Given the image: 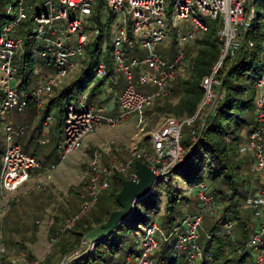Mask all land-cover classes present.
<instances>
[{
    "label": "built area",
    "instance_id": "obj_1",
    "mask_svg": "<svg viewBox=\"0 0 264 264\" xmlns=\"http://www.w3.org/2000/svg\"><path fill=\"white\" fill-rule=\"evenodd\" d=\"M256 1L102 0V15L105 10L114 15L109 33L112 73L108 72L105 59L100 56V49L84 91L76 103L69 102L66 105L58 140L60 161L71 151L80 148L85 137L100 124L114 128L131 118L140 129L145 124L146 110L166 96L172 81L186 68L188 58L183 50L184 43L206 31L208 21H216L215 37L219 44V54L208 74L201 78L203 95L192 116L176 117L167 114L160 117L143 136L147 145L133 144L128 157L103 161V155L112 154L115 149L113 139L106 140L91 152L82 174L84 184L79 207L58 225L55 234L49 237L50 244L56 242L59 235L82 216L91 213L99 192L111 186L113 173H119L124 179H136L134 160L145 163L153 171L155 178L152 185L157 181L166 183L170 180L173 176L171 169L185 155V146L181 143L182 127L187 126L189 129V143L200 135L206 117L215 112L222 96L220 75L222 77L243 44H252V41L246 42L245 36L254 21L255 10L260 11L259 7H255ZM96 3L97 0H12L4 7L8 20L0 25V135L4 140L0 155V224L12 200L9 193L24 185L34 173H38L42 179L29 186L27 191L44 189L45 182L58 167V161L48 166L41 165L33 155L23 152L15 138L24 132L25 126L2 121V115L10 110L22 112L27 101L32 102L36 113L39 112L43 100L81 69L86 57L85 46L98 32L92 20L96 13ZM74 12H77V16ZM262 16L261 67L253 84L252 120L255 125L247 133L241 134L237 147L239 153L250 156L249 170L255 176L254 184L244 197V206L250 208L252 213L245 227V241L242 242L244 250L254 252V264L264 261V256L257 252L258 249L264 250V12ZM178 19L189 21L190 28L177 32L174 21ZM20 24L23 25L22 29L13 35L9 33ZM171 30L176 31L175 49L169 56H162L155 50V46L166 39ZM27 31L30 34L29 42L25 44L26 38L22 36ZM142 50L144 54L140 56ZM25 52L38 59L33 68L35 80L32 85L18 87L21 80L17 75L15 58ZM117 75L124 78L125 84L116 96V113H107L104 102L91 103L86 107V92L92 87L91 79L98 78L107 83L105 90L110 94ZM50 116L48 113L44 117L41 128L47 126ZM38 142H45L42 131ZM194 185L197 190L193 210L181 217L177 227L166 233L153 219L143 229L135 264H164L165 258L157 260L154 254L160 243L167 241L171 235L175 238L174 251L182 260L179 264H198L206 259L205 256L211 258V254H205L198 244L199 230L203 216L212 215L221 204L206 191L204 181ZM231 225V220L225 219L219 226L218 234H229ZM94 243L81 237L77 245L61 254L55 264H74L78 257L91 250ZM28 253L23 251L18 256L6 257V264H39L41 260L38 257L27 260ZM4 254L5 246L0 231V259ZM128 257L125 256L126 261H129ZM117 258L115 253L106 264H122Z\"/></svg>",
    "mask_w": 264,
    "mask_h": 264
},
{
    "label": "trees",
    "instance_id": "obj_2",
    "mask_svg": "<svg viewBox=\"0 0 264 264\" xmlns=\"http://www.w3.org/2000/svg\"><path fill=\"white\" fill-rule=\"evenodd\" d=\"M262 1L264 0H258L255 2L256 8L259 7ZM103 9L104 6L102 0H97L95 5L96 13L92 16V20L97 25L98 32L85 46L86 57L82 61L83 65L80 69V72L74 79L61 85L54 96L47 98L42 115L39 119L40 121L38 122V125L32 129L28 138L26 137V144L29 143V141L33 138L34 132H36L37 135L39 134L44 117L49 113L51 106H55L57 109V125L61 127L62 117L66 109V105L69 103L67 101L71 98L77 101L80 94L84 91L87 82H89L91 78V67L100 53L101 44L105 39L109 38L110 24L114 17L110 11L105 10L107 12V18L104 22H102L100 19ZM261 16L262 13L258 10H255L254 21L251 24L249 32L245 36L246 42L252 41V44L250 46L247 45V43L243 44V46L247 45V49L242 51L243 46L239 49V51H242L241 57L237 58L238 51L230 66L227 68V70H224L222 77L219 73L221 78L220 90L222 91V96L217 102L215 112L206 117L204 121V129L200 135L196 136L192 143H189L187 139L188 142L183 144L185 146L184 158L180 163L171 169L173 174L180 173L184 179L188 180L189 183H192L195 178L199 179V173L203 171L202 167L201 169H198V175L191 174V169H196L197 167V163H195V161L205 159L208 163L210 179H218L222 183H226L229 187H231V192L228 196V203L222 208L219 217L210 226L208 236L205 238V242L202 247L205 253H210L212 256H214V258L222 254L224 246L226 247L230 244V241L228 240V234H218L220 223L228 218H231V220H239L237 211L238 203L236 202L235 198L237 196H245V192L240 193L238 191L237 185L235 184V181L232 177V173L240 170L239 156L242 155L239 153L237 148L241 135L235 133V129L241 124L246 123L245 118L241 116V114L245 109H251L252 107L254 97L253 84L260 72L261 67ZM7 20L8 17L5 14L0 15V25L6 23ZM206 23L207 30L199 33L192 40L193 46L191 48V52H185L188 58V64L183 72H181L184 73V75L180 76L181 73L178 74L172 81L173 84L171 83L170 87L168 88L169 95L171 97L175 96V99H165L161 103L155 105V110L157 112L171 114L176 117H190L194 114L196 106L203 95V89L200 86L201 78L208 74L211 65L215 62L219 54V44L215 37L216 21H208ZM29 35L30 34L27 31L25 44L29 42ZM170 35L172 37V44H174L176 31L171 30ZM104 59L109 68L108 72L112 73L109 45L107 46ZM226 61L227 60L224 62ZM15 63L17 65V75L21 80L18 84V87H27L28 85H32L35 80L33 68L34 65L38 63V59L30 53L25 52L16 56ZM241 79H246L248 81L249 87L252 85L253 88L252 95L246 100H240L239 98L247 86V84L237 83V81H240ZM101 83L102 81H99L97 84L92 86L88 97L90 103L99 92ZM1 97L2 92L0 90V99ZM27 107H33L32 102L27 101L25 108ZM236 109L239 112L236 111ZM230 123H234L233 129L230 127ZM13 124L20 125V123ZM254 125L255 124L253 120H251L249 126L250 130L254 127ZM24 135L25 130L22 134H20V136L17 137V142L19 144V141L21 140L20 138H22ZM20 147L22 149L21 144ZM1 152L2 151H0V155ZM28 153L34 155L32 152ZM191 161H193V163L192 165H189L188 163ZM124 178L125 177L119 173H113L112 184L114 188L112 187L113 189L110 191L108 196L112 198L114 207L106 210L105 217L103 219L100 217H94L92 210L89 215L82 216L71 228L64 231V233L68 232L67 236L61 238L62 234H60L57 241L51 244L55 245V243L61 239L60 245L57 248L58 254L61 255L64 252L72 249L75 245H77L84 231L104 221L110 211L118 208V205L115 201V194L119 190L121 179ZM159 183L160 181L155 182L145 196L135 201L129 214L123 220L131 218L132 224H136L137 226V223L139 222L137 213L140 209H144L151 215H155L159 203V192L157 190ZM166 183H169V181ZM74 187L69 186L68 190H73ZM212 193H214L215 197L219 199H222L224 196L220 189L212 188L209 191V194L212 196ZM237 193L238 195L235 196ZM176 199V193H171L168 196L166 201L167 211L172 209V204ZM216 201H218V199H216ZM153 219L154 218L150 216V218L145 221V226L139 231L137 236H135L134 240H132L134 245H138L137 250L130 245L125 247L124 236H122L121 239L117 240L116 242H113L109 239L111 233L115 232L119 228L120 224L123 222L122 220L104 238L99 241H95L91 250L78 257L74 264H100V262L106 264L110 258H112L113 255L119 251L122 256L117 258L118 261L122 264L128 263L129 261H126L125 256H129L128 259H130V256L133 253L135 255L139 254L140 238L143 234V229ZM171 219V215L167 213L164 216V224H160L166 233L171 231L172 228L178 226V223L170 225L169 223ZM90 220H92V223ZM240 223L244 229L246 227L245 222L241 220ZM133 228L135 227L133 226ZM55 232L56 230L52 229L50 231V236L54 235ZM174 239V235H171L167 241L160 243L159 249L154 254L157 260L165 258L164 264L181 263V258L177 255L173 248ZM245 255H247V251L243 250L241 255L238 257L236 264H243L242 262ZM33 257L34 256L32 254H27V260ZM45 257H47V255ZM42 261H40L39 264H42ZM200 264H206L205 260H202Z\"/></svg>",
    "mask_w": 264,
    "mask_h": 264
},
{
    "label": "rangeland",
    "instance_id": "obj_3",
    "mask_svg": "<svg viewBox=\"0 0 264 264\" xmlns=\"http://www.w3.org/2000/svg\"><path fill=\"white\" fill-rule=\"evenodd\" d=\"M12 0H0V15L5 14L4 7L10 3ZM256 7V6H255ZM259 10L263 13L264 12V1L260 3ZM75 16H77V12L73 13ZM263 16L260 17V19ZM107 18V12L104 11L101 21L104 22ZM116 20V19H115ZM175 30L177 32H184L185 30L189 29L191 24L189 21H185L183 19H178L174 21ZM23 25L20 24L16 27H13L9 33L15 34L17 30L22 29ZM23 39L26 38V34H23ZM109 38L105 39L103 43L101 44V53L100 56L104 57L107 51V46L109 45ZM192 39H188L184 43L183 50L187 53L191 52L192 48ZM175 49L174 44H172V37L169 34L166 39L158 43V45L155 46V50L161 54L162 56H169L173 50ZM247 49V45H244L242 47V51ZM241 50L237 54V58L241 57ZM144 51H140L139 55L143 56ZM83 65V64H82ZM80 72V70L71 76L70 80L74 79L76 75ZM184 75V73H181L180 76ZM69 80V81H70ZM99 82L98 78L91 79V86L97 84ZM238 84L243 83L247 84L246 89L243 93L240 95V100H246L248 99L253 92L252 85H248V81L246 79H241L240 81H237ZM125 84L124 78L121 75H117V81L115 84H112V93L107 94L106 92V86L107 83H101L99 92L96 94V96L91 101L92 104H100L105 102L106 109H111L114 105V97L117 96V94L122 90L123 86ZM173 84V83H172ZM87 86V85H86ZM85 86V87H86ZM90 86V85H89ZM60 87L55 88L52 94L50 96H54L56 92L58 91ZM92 88V87H91ZM91 88H88L87 90V100L85 103V106H89L90 101L88 100L89 93ZM255 91V89H254ZM107 96H110V99H106ZM47 97V98H48ZM79 99V98H78ZM77 99V100H78ZM167 99L174 100L175 96H170L169 92H167L166 96L163 98L155 101L150 108L146 110V120L145 124L138 129V127L135 126L134 120L130 119L127 122L123 123L120 126L109 128L108 126L104 124H100L99 127H97L93 133L94 136H97L100 138L95 144H89L84 151L85 154V162L80 163V169L81 172L85 170L87 167V162L89 160L91 152L96 149L101 143L105 142L108 139H113L115 142V149L120 148L116 151L115 157L121 158L122 156H125L129 152V146L135 144L136 146L141 145H147L146 141H144L143 136L146 135L147 131L151 129L156 122L159 120L160 117L167 115V113H160L155 110V105L161 103L162 101ZM47 99H44L39 112H35V109L33 107H27L24 108L23 112L16 113L14 110H10L5 112L4 115H2L1 120L12 122V123H20L25 126V135L20 138L19 141L22 145V151L23 152H32L35 157L37 158L38 162L41 165L48 166L50 163H56L58 161V167L52 172L50 175V178L45 182L44 189H34L29 192V194L24 196H19L18 198V204H24V198L27 196H30L32 194H46L50 197L49 201L52 200V205L56 206L54 209H60L66 208V213L64 214L67 216L68 214L72 213L73 211H76L78 208V204H80L82 198L79 196V189L80 186L83 185V180H81V183H77V186L74 187L73 190H68L69 184H71L72 181H75L77 179V161L81 158V151L82 147L71 151L68 153L63 160H59L58 156V132L60 130V126L57 125V109L55 106H51L49 110L50 119L48 121L47 126L40 129L42 131V138L45 139V143L41 144L37 141L39 138V134L37 135L36 132H34L33 138L29 141V143L26 144L25 141H27L26 137L28 138L29 134L31 133L32 129L35 128V126L38 125V122L40 121V117L42 115L43 108L45 106ZM67 102L76 103V100L69 99ZM90 103V104H91ZM76 109H78L77 106H75ZM32 109V110H31ZM201 112V110H199ZM236 111H238L236 109ZM239 112V111H238ZM171 115V114H170ZM199 116V114H198ZM241 116H243L246 120V123L241 124L238 128L235 129V133L242 134L247 133L248 130H250V122L253 119V111L252 107L251 109H245ZM234 123H230V127L233 129ZM188 127L184 126L181 129V143L185 144L187 143L189 131ZM117 133V134H116ZM90 134V135H91ZM15 141L17 142V137L15 138ZM19 144V145H20ZM26 144V146H25ZM4 147V140L3 137L0 135V151L3 150ZM114 150L112 154H114ZM237 157V156H236ZM239 164H240V170L236 171L235 173H232L233 180L235 181V184L237 185L238 191L240 193L245 192V195L247 194L248 190L251 188V186L254 184V178L255 176L250 172L249 170V164H250V156L248 154H242L239 156ZM193 161L188 163L189 165H192ZM197 163L196 169H191V174L198 175V169H201L203 167V171L199 173V179L195 178L192 183H189L188 180L184 179L182 174L180 173H174L173 176L170 178L169 183H163L160 182L157 186V190L159 192L158 199V207L155 215H151L149 212L145 211L144 209H140L137 213V217L139 218V222L133 225L132 219L127 218L123 220V222L120 224L119 228L111 233L109 239L113 242H116L117 240L121 239L122 236L125 237L124 243L125 247H128V245L134 247L136 250L138 249V245H134L132 240H134L135 236L139 233V231L145 226V221L150 218H154L157 223L164 224V216L168 213L171 215L172 219L170 220V225L176 224L180 221L181 217L186 214L190 213L193 210V206L195 204V192L197 190V187L194 185L198 181H204L207 188L206 191L209 192L212 188L220 189L222 193L224 194L222 199H219L215 197V194L212 193L213 198L216 200L218 199V202L221 204V208L215 210L212 215L205 214L202 218L201 223V229L199 230V238H198V244L203 247V244L205 242V238L208 235V231L210 226L216 221V219L219 217V214L222 210V208L228 203V196L231 192V187H229L226 183H222L220 180L215 179L211 180L209 176V169H208V163L205 159H200L195 161ZM42 177L38 178L37 180H32V183L27 186H31L32 184L38 182L41 180ZM53 186H55L57 189H55ZM113 184L106 190H102L98 194L96 205L93 209V216L94 217H100L103 219L105 217L106 210L109 208H113V202L112 198L108 196L110 191L114 188ZM26 188V189H27ZM58 192V193H56ZM171 193L177 194V199L172 204V209L167 211L166 209V201L168 196ZM238 193L235 195L237 196ZM217 196V195H216ZM48 197V198H49ZM62 197L64 201H59L58 198ZM245 197V196H244ZM244 197L237 196L236 202L238 203L237 211L239 220L232 219L231 220V229L229 235V241L230 244L228 246H224L222 250V254L218 255L216 258L211 255V258L209 259L208 256H205L206 264H236L238 257L241 255L244 248L242 247V242L245 241V238L243 237L244 234L246 236L247 229L243 228L241 226L240 221H244L245 224H248L251 220V209L246 208L244 206ZM47 197H43V199H46ZM73 199L72 203L69 204V206H66V200ZM17 201V200H16ZM58 213V212H57ZM64 216V217H65ZM231 219V218H230ZM133 226L135 228H133ZM55 228V227H54ZM0 231H1V239L5 246V254L11 253L13 257L20 255L21 248L16 245L15 238L19 236L20 231L15 227L14 229L12 227H7L4 225H0ZM19 231V232H18ZM61 238L68 235V232L61 233ZM28 239V238H27ZM264 239V237H263ZM29 240V239H28ZM60 240L55 243V245H51L50 242H44L38 241L35 244H32L29 248H35L38 249L36 246L39 243L40 249L38 252H40V256L38 257L42 264H55L58 259L60 258V254L57 252V248L60 245ZM215 242V241H214ZM30 245V241H28ZM29 245H26L27 247ZM76 246V245H75ZM74 246V247H75ZM73 247V248H74ZM238 247V248H237ZM24 249V248H22ZM45 249V253H44ZM247 251V255H245L243 264H253L255 262L254 252ZM120 252V251H119ZM117 252L118 257H121V253ZM257 252H260L264 256V250H257ZM208 253V252H206ZM205 253V254H206ZM4 254V255H5ZM47 255V257H45ZM107 255V253H106ZM8 256V255H7ZM10 256V255H9ZM136 256L134 253L130 256L128 264H135ZM36 257V256H34ZM5 256L0 259V264H3L2 260H4ZM111 259V258H110ZM182 262V260H181ZM27 264V263H24ZM100 264H103L100 262ZM196 264V263H195ZM200 264V263H198ZM264 264V261L261 263Z\"/></svg>",
    "mask_w": 264,
    "mask_h": 264
},
{
    "label": "crops",
    "instance_id": "obj_4",
    "mask_svg": "<svg viewBox=\"0 0 264 264\" xmlns=\"http://www.w3.org/2000/svg\"><path fill=\"white\" fill-rule=\"evenodd\" d=\"M106 99H110V96H107ZM113 99H114L113 107L111 109H106V107H105L106 112L110 113V114H115L117 111V108H118L116 96ZM104 106H105V102H104ZM130 119L131 118H128L126 121H124V123ZM57 139L59 140V133H58ZM99 139L100 138H98L97 136H94L93 134H91V135H88L87 137H85V139L83 140L82 145H81V147H82L81 158L76 163L77 168H78L77 179L75 181H72L71 184H69V186H72V185L76 186L77 183L79 184L82 182L81 180H83V178H82L83 171L81 172L82 169H80V163L85 162L84 151L86 150V148L89 144H95ZM37 141H38V139H37ZM130 148H131V144L129 146L128 154L125 156H122L121 158H125V157L129 156ZM119 149H120L119 147L114 149V151H115L114 154H104L102 157L103 161H108V159H110V158H116L115 153ZM40 177L41 176L38 173H34V175H32L25 182L24 185L19 187L14 192L9 193V197H12V200L10 201L8 209H7L4 217L2 218V221L0 224V225L5 224L6 228L10 226L14 229L16 227L20 231V233H19V236H17L14 241H16V245L21 248L20 253H22L23 251H28L30 254H32L33 256H36V257H39L41 255L40 252H38V250L40 249V244L38 243L36 246L38 249H35L33 247L29 248V247L32 244L37 243L38 241H42V239L44 240V242H48L49 237H50V231L52 229L56 230L58 225L66 217L64 214L67 212L66 208L64 209L62 207L60 209L55 210L54 208L56 206L52 205V203H51L52 200L49 201L50 197L48 195H46L45 193L44 194H42V193L41 194L40 193L39 194H32L30 196H27L23 199L24 200L23 205L18 204L19 196H24V195L29 194L30 191H27V189H26L27 186L32 183V180H37ZM82 184H84V183H82ZM53 187L55 189H57L55 186H53ZM82 188H83V185H81L80 189H79V191H80L79 196L80 197H81ZM56 193H58V192H56ZM45 196L47 198L43 199V197H45ZM58 200L64 201V199L62 197H59ZM72 200L73 199L66 200L65 201L66 206H69V204L72 203ZM78 207H79V204H78L77 208ZM73 212H75V211H73ZM243 231H244V229H243ZM243 237L244 238L246 237L245 234ZM28 241H30V245H29ZM26 245H29V246L27 247ZM22 248H24V249H22ZM44 253H45V249H44ZM7 255L6 254L4 255L5 258H4V260H2L3 264H6V261H7L6 257H13V255L11 253H9ZM24 263H26V262H23L20 264H24Z\"/></svg>",
    "mask_w": 264,
    "mask_h": 264
},
{
    "label": "water",
    "instance_id": "obj_5",
    "mask_svg": "<svg viewBox=\"0 0 264 264\" xmlns=\"http://www.w3.org/2000/svg\"><path fill=\"white\" fill-rule=\"evenodd\" d=\"M133 167L136 179H121L119 190L115 194L118 208L110 211L103 222L84 231L83 240L91 242L104 238L129 214L135 201L148 193L155 178L153 171L137 159L134 160Z\"/></svg>",
    "mask_w": 264,
    "mask_h": 264
}]
</instances>
